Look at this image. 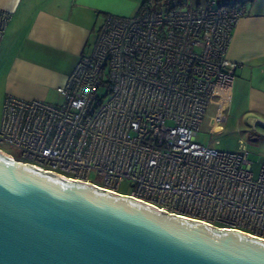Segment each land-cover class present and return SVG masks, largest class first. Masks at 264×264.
<instances>
[{
  "label": "built area",
  "instance_id": "1",
  "mask_svg": "<svg viewBox=\"0 0 264 264\" xmlns=\"http://www.w3.org/2000/svg\"><path fill=\"white\" fill-rule=\"evenodd\" d=\"M246 1L145 0L133 16L105 14L90 52L56 87L61 102L4 98L0 151L264 241V158L255 175L242 140L232 152L215 148L217 138L196 140L207 107L227 99L237 67L227 45ZM11 17L0 9V43ZM245 119L248 132L264 124ZM124 181L129 194L119 191Z\"/></svg>",
  "mask_w": 264,
  "mask_h": 264
},
{
  "label": "water",
  "instance_id": "2",
  "mask_svg": "<svg viewBox=\"0 0 264 264\" xmlns=\"http://www.w3.org/2000/svg\"><path fill=\"white\" fill-rule=\"evenodd\" d=\"M0 264H264V241L0 151Z\"/></svg>",
  "mask_w": 264,
  "mask_h": 264
},
{
  "label": "crops",
  "instance_id": "3",
  "mask_svg": "<svg viewBox=\"0 0 264 264\" xmlns=\"http://www.w3.org/2000/svg\"><path fill=\"white\" fill-rule=\"evenodd\" d=\"M144 1L0 0V9L12 14L0 43L3 101L13 95L61 102L56 87L65 83L80 55L90 52L104 15L133 16ZM242 8L226 51L237 65L234 79L226 101L211 103L214 133L228 119L243 126L247 117L264 120V0H250Z\"/></svg>",
  "mask_w": 264,
  "mask_h": 264
},
{
  "label": "rangeland",
  "instance_id": "4",
  "mask_svg": "<svg viewBox=\"0 0 264 264\" xmlns=\"http://www.w3.org/2000/svg\"><path fill=\"white\" fill-rule=\"evenodd\" d=\"M198 0H192L193 8L195 7V3ZM59 99H53L50 103H58ZM2 104H3V96L0 92V120L2 113ZM215 108L213 105H209L207 107L206 114L202 119V124L198 132H196V140L202 145H206L210 140L217 138L219 140V144L214 145L215 148L223 151H237L239 149L240 140L243 141L245 149L249 153V159L252 161L253 172L256 175L258 172V167L262 159L264 158V131L262 128H258L257 132H248V126L236 124L232 119H228V122H225L223 125V130L220 133H210V125L214 119ZM253 133L254 135L252 136ZM12 155L17 156V152L14 150L9 151ZM95 183H100V179H95ZM132 186L128 181L122 182L120 185L119 191L124 194L131 193Z\"/></svg>",
  "mask_w": 264,
  "mask_h": 264
},
{
  "label": "trees",
  "instance_id": "5",
  "mask_svg": "<svg viewBox=\"0 0 264 264\" xmlns=\"http://www.w3.org/2000/svg\"><path fill=\"white\" fill-rule=\"evenodd\" d=\"M249 1H250V0H247L246 2H249ZM142 4H143V3H142ZM142 4H141V6H140V9H141V7H142ZM242 4H243V3H242ZM231 5H232V6L235 5V3H232V4L230 3V4H227V5H223V6L220 5V7L222 8V7L231 6Z\"/></svg>",
  "mask_w": 264,
  "mask_h": 264
}]
</instances>
